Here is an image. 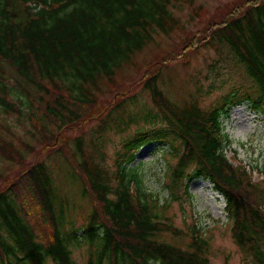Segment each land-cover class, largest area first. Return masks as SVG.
Here are the masks:
<instances>
[{"label": "trees", "instance_id": "trees-1", "mask_svg": "<svg viewBox=\"0 0 264 264\" xmlns=\"http://www.w3.org/2000/svg\"><path fill=\"white\" fill-rule=\"evenodd\" d=\"M183 4L192 7L190 20L205 23L195 33L174 16L173 8L181 11ZM198 10L193 0H0V122L24 118L43 143L53 141L45 150L64 160L69 180L89 203L85 222L64 229V201L40 162L48 154L25 161L14 142L0 135L1 159L23 168L8 177L0 173V264H76L72 249L81 248L87 250L84 264H210V240L194 227L184 232L162 221L157 210L164 206L127 172L140 149L163 143L164 155L174 161L167 168V198L187 200L186 182L208 181L225 201L234 244L253 264H264V180L253 182L250 170L222 154V117L231 108L245 103L264 117V0H231L207 19ZM177 31L183 38L175 54L131 83L149 95L154 114L132 110L133 88L119 77L139 67L137 56L156 35ZM201 47L225 51L246 83L229 88L209 108L198 101L199 87L180 102L160 87L162 68L174 60L187 66L191 52ZM112 90V97H103ZM96 120L102 126L92 136L91 153L81 137L66 139L67 131ZM131 126L137 129L108 168L100 146L104 135ZM6 133L12 135L10 129ZM128 176L135 179L132 188Z\"/></svg>", "mask_w": 264, "mask_h": 264}, {"label": "rangeland", "instance_id": "rangeland-1", "mask_svg": "<svg viewBox=\"0 0 264 264\" xmlns=\"http://www.w3.org/2000/svg\"><path fill=\"white\" fill-rule=\"evenodd\" d=\"M228 1L231 0H193V9L199 12L198 7L201 6L207 19L216 7ZM188 6L183 4L179 6L182 8L181 11L178 8H173V12L181 19L185 29L192 34L204 26L205 23L197 18L190 20L192 7ZM182 38L183 35L179 31L168 37L156 35L154 43L137 56L136 62L139 67L134 66L135 68H132L130 66L131 70L124 76L119 77V83L127 84L130 89L133 88L130 95L136 98L129 105L132 110H142L144 112L151 110L154 114L155 110L149 95L142 90V87L134 88L129 83L136 81L142 70L157 63L160 58L174 55V49L179 45ZM167 67L170 68L168 70L162 68L163 77L160 82L164 94L171 100L180 102L182 99H188V93L195 92L199 87L198 101L202 108L214 106L220 95L229 88H239L240 85L246 84L238 65H235L231 58L227 59L226 52L217 53L210 47H201L199 50L191 52L190 62L187 66H183L180 60H174ZM128 76H132L131 82V78ZM222 81L224 83L221 85ZM218 86L220 88L213 89V87ZM114 93L115 90L103 93V97L109 99ZM102 95H100L101 98ZM97 99L99 101V98ZM2 120L4 122H0L1 137L13 141L22 151L25 161H33L41 152L48 154L42 156L40 162H46L45 165L48 166L53 177L56 193L64 201L63 204L66 208L64 229L81 226L88 215L89 203L86 199H80L77 192L78 184H72L69 180V167L59 154L45 150L46 144L50 147L54 142L43 143L36 129L31 128L24 118L8 117ZM140 125H144V123H140ZM222 125L226 141L223 147L225 156L231 159L235 156L247 167L253 168L255 171L253 173L254 180L259 181L261 176L264 177V117L252 112L249 106L243 103L240 106L231 108L228 114L222 117ZM101 126L102 120H96L87 124L80 131L73 129L67 131L65 137L71 141L76 137H81L84 141V150L91 153L93 151L90 144L92 136H97L96 133ZM6 129H10L12 135H7ZM136 129L137 126H131L124 133L118 134L109 131L104 135L100 146H102L105 153L103 160L108 168H113V159L116 152L121 149L122 141ZM23 144L27 145L25 150ZM167 147L166 143L148 145L138 151L134 163L127 167L128 174H135L140 186L149 195H153L155 202L160 207L164 206L163 209L157 210L158 215L162 218L161 220H170L177 229L184 230V232H188L192 224L199 229L202 236L210 240L208 256L210 264H253L251 259L245 257L234 244L230 231L231 224L228 222L225 213V201L220 194L214 191L208 181L199 178L186 182L189 195L187 200H184V198L181 200L167 198V168L169 164L174 163L173 160H169L164 155ZM136 167H138V172L135 169ZM22 169L20 164L4 161L0 157V173L4 176H11ZM128 181L132 185L135 179L128 176ZM163 236L168 242L176 240L169 235ZM86 258V248L72 249V259L76 264H84ZM46 264L52 263L47 262Z\"/></svg>", "mask_w": 264, "mask_h": 264}]
</instances>
